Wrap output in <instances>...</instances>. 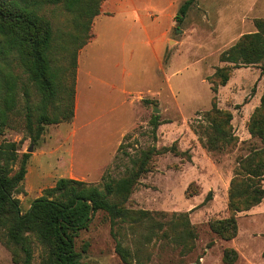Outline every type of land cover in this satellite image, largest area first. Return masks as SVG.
Wrapping results in <instances>:
<instances>
[{
    "label": "rangeland",
    "instance_id": "obj_1",
    "mask_svg": "<svg viewBox=\"0 0 264 264\" xmlns=\"http://www.w3.org/2000/svg\"><path fill=\"white\" fill-rule=\"evenodd\" d=\"M185 1L106 0L92 24L94 37L78 51L74 118L46 126L36 143L23 118L0 137V143H20V154H31L15 194L24 213L60 178L100 185L104 175L122 177L143 150L174 145L180 151L154 157L152 171L127 204L152 212L163 230L147 224L113 230L107 215L98 213L77 239L78 251L87 247L83 264H229L227 249L238 253L232 264H264V200L236 214L238 233L232 240L211 229L212 222L230 216L229 190L239 161L264 149V140L250 131L264 94L261 65L232 69L228 84L217 94L211 91L216 70L228 66L222 53L257 32L264 0H197L180 23L176 16ZM44 13L57 36L70 30L62 7ZM214 97L220 110L232 114V144L210 151L205 129L211 131L212 119L205 114ZM174 214H188L198 233L194 248L174 242L169 224ZM118 239L130 254L128 262L117 253ZM40 252L37 248L33 264L40 263ZM0 264H16L2 242Z\"/></svg>",
    "mask_w": 264,
    "mask_h": 264
},
{
    "label": "trees",
    "instance_id": "obj_2",
    "mask_svg": "<svg viewBox=\"0 0 264 264\" xmlns=\"http://www.w3.org/2000/svg\"><path fill=\"white\" fill-rule=\"evenodd\" d=\"M106 0H0V137L15 120L25 121V132L33 143L40 140L48 125L70 122L75 114L76 68L78 51L94 37L92 24L102 13ZM197 0H186L176 16L182 23ZM60 6L69 16L70 30L57 36L45 9ZM257 32L244 35L224 51L211 82V91L218 93L231 79V70L261 65L264 77V19L256 21ZM24 77L27 82L24 83ZM33 90V92H32ZM264 94L260 107L252 116L250 131L264 140ZM211 121L207 128L206 147L217 151L232 144L228 129L232 114L217 107L205 114ZM159 116L154 117L155 130ZM202 128V126H200ZM196 131L199 133L197 127ZM129 138V137H128ZM122 148V145L120 146ZM20 143L3 140L0 143V242L12 252L16 264H33L36 249H40L39 264H83L82 251L76 248L80 233L87 230L98 213L107 215L112 229L129 225L158 227L153 213L127 208L140 179L152 171L154 157L180 154L176 146L151 147L141 151L118 179L104 175L100 185L60 178L54 187L35 199L27 212H22L15 197L27 174L31 154H20ZM118 167V166H117ZM264 149L254 151L239 161L229 190L230 216L211 223V229L225 240L238 233L236 214L259 205L264 200ZM166 217L164 213H156ZM177 245L194 248L198 238L188 214H174L169 221ZM117 235V231L114 236ZM164 236H167L166 234ZM146 238V239H145ZM150 241L151 236L146 235ZM117 253L126 262L129 252L118 239ZM190 249V250H191ZM238 253L227 249L224 261L232 264Z\"/></svg>",
    "mask_w": 264,
    "mask_h": 264
},
{
    "label": "crops",
    "instance_id": "obj_3",
    "mask_svg": "<svg viewBox=\"0 0 264 264\" xmlns=\"http://www.w3.org/2000/svg\"><path fill=\"white\" fill-rule=\"evenodd\" d=\"M131 1V0H130ZM124 4H127L126 2L124 3ZM103 6H104V4H103ZM103 6H102V13L101 14H103ZM100 14V15H101ZM76 94H78V92H77V86H76ZM76 110H77V108H76ZM31 207V206H30Z\"/></svg>",
    "mask_w": 264,
    "mask_h": 264
},
{
    "label": "water",
    "instance_id": "obj_4",
    "mask_svg": "<svg viewBox=\"0 0 264 264\" xmlns=\"http://www.w3.org/2000/svg\"><path fill=\"white\" fill-rule=\"evenodd\" d=\"M178 31H179V30H178ZM155 112H156V113H158V112H159V110H158V109H155Z\"/></svg>",
    "mask_w": 264,
    "mask_h": 264
}]
</instances>
